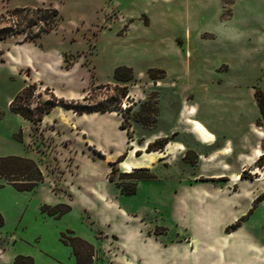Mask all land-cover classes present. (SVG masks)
<instances>
[{"label": "rangeland", "instance_id": "1", "mask_svg": "<svg viewBox=\"0 0 264 264\" xmlns=\"http://www.w3.org/2000/svg\"><path fill=\"white\" fill-rule=\"evenodd\" d=\"M35 1L0 0V158H30L42 176L31 190L0 178L6 254L30 256L34 264H77L60 241L69 229L92 246L90 264L140 253L141 262L177 264L190 247L204 262L264 255V111L254 97L259 90L264 101V0H53L55 6L44 0L29 7ZM21 5L55 9L48 31L28 38L44 23L15 12ZM222 63L228 69L214 71ZM117 66L131 68L132 78L114 79ZM178 75L214 80L204 92L220 96L212 98L221 108L216 139L196 136L213 139L212 148L228 141L226 175H213L220 163L198 156L212 148L188 137L175 167L156 159V145L146 150L160 138L142 147L176 117L182 89L174 96L169 82ZM31 83L32 107L49 98L47 87L104 111L55 106L32 123L9 108ZM143 168L151 179L125 175ZM132 187L133 194L124 193ZM60 203L70 209L58 217L41 210Z\"/></svg>", "mask_w": 264, "mask_h": 264}, {"label": "trees", "instance_id": "2", "mask_svg": "<svg viewBox=\"0 0 264 264\" xmlns=\"http://www.w3.org/2000/svg\"><path fill=\"white\" fill-rule=\"evenodd\" d=\"M15 12H31L34 15V18L28 20L30 23H36L37 21H42L44 23L43 27H39L38 31L34 35L28 36V38L38 37L41 33L47 32V26L49 25L48 21H51L54 15L56 14V10L53 8H40L35 7L34 10L32 8L25 7H16L14 8ZM48 23V24H47ZM2 37V35H0ZM155 68L148 69V75L150 78H156L153 71ZM163 72V70H161ZM164 73V72H163ZM160 77H163L161 75ZM113 78L116 80L127 81L132 78L131 68L126 66H117L113 70ZM37 89L34 83L26 85L22 88L10 101L9 108L13 113L18 114L22 118L31 121L32 123L38 122L42 119L43 114L48 113L53 107L61 106L66 109H70L77 114L91 112V111H104L97 106H94L89 103L80 102V101H66L62 98L56 97L49 88L45 87V93L49 95V98L44 101V103L40 106L32 107L31 98L33 93ZM118 89V88H117ZM120 92V96L126 95V87H122L118 89ZM38 92L37 94H40ZM254 97L256 99L257 105L260 108V111H264V101L262 93L257 90L254 92ZM85 99V98H84ZM106 109V108H105ZM110 110H116L117 108H109ZM167 143V138L156 139L151 143H148L146 150H150L151 147L155 146L157 149H162L164 145ZM111 171L108 179L112 181V173L114 171L113 164H111ZM130 179L133 180H145L151 179L153 176L148 172L147 169H134L128 173H125ZM243 174H240V177ZM0 178L4 179L7 183H10L14 187L19 190H31L37 185L38 181L42 179L41 172L37 167L36 163L26 157L20 156H7L0 158ZM125 194H133L134 188H130L129 190L124 191ZM70 209L68 204H56L54 206H48L46 204L41 206L42 211H46L47 214L58 217L64 213H66ZM3 224V219L0 215V225ZM238 226L237 223L231 225L232 229H235ZM68 236L65 233H61L60 241L71 247L72 255L74 256L77 264H90L93 256L92 246L84 241L83 239L73 235V231L67 229L66 230ZM12 264H33V259L27 255H15Z\"/></svg>", "mask_w": 264, "mask_h": 264}, {"label": "crops", "instance_id": "3", "mask_svg": "<svg viewBox=\"0 0 264 264\" xmlns=\"http://www.w3.org/2000/svg\"><path fill=\"white\" fill-rule=\"evenodd\" d=\"M42 1L44 0H37L33 5H41ZM46 3V2H45ZM49 5L55 6V1L47 2ZM45 5V4H44ZM21 7H28L27 5H21ZM214 71L218 70H227L228 66L225 64H216L213 67ZM217 82L220 81V79L216 80ZM161 83V82H160ZM214 83L213 79H209L208 77H199V76H177L173 78L169 82V86L174 89L175 91L177 89L181 90V105L179 107V111L176 115V117L165 126V129H161L158 134L152 135L151 138H148L144 141L142 147L146 146V143L153 141L154 138H167V143L164 145V147L161 149V151L157 152L156 159H162V162H165L166 160L169 162L168 166L172 167L175 164V160L179 157L181 154V151L179 146H182L183 143V136L188 137L191 140H193L197 145H205L206 147H209V150L212 144V140L216 139V124L213 122L215 119H219L220 115V103H216L212 100L214 97L220 98V96L213 95V93L210 92H204V90H210L212 88V85ZM163 84V82L161 83ZM194 90H197L195 92ZM203 90V91H202ZM174 91V92H175ZM178 92L176 91L174 96H177ZM225 97V96H221ZM234 97V95H233ZM226 98H229L228 106H231L234 108L235 106V99H232V96L229 94L226 96ZM217 109V111H216ZM217 112V113H216ZM195 121L200 126H202L210 135L213 137V139H200L196 136L195 133H193L192 125L190 122ZM181 130L186 132H181ZM109 142L112 143V140L109 139ZM184 146V145H183ZM228 149V141L226 143L212 148L206 155H202L203 153L198 152L199 157H203L204 159H208L210 156H212V161H218L221 165V168H217L219 170H215L213 168L212 174L216 176H222L226 175L228 171L231 169V166L228 162V159L225 158V155L222 154L224 150ZM254 151H261L258 148H254ZM116 154L118 152H115ZM221 155H224L223 157ZM244 154L238 155V157H242ZM258 156V155H257ZM164 165V163H163ZM165 166V165H164ZM167 166V167H168ZM175 167V166H174ZM227 169V170H225ZM226 171V174L223 172ZM238 174V173H236ZM212 176V175H211ZM219 178H215L211 181L216 182L219 181ZM118 249V248H117ZM125 248H121L120 250L123 251ZM186 256H185V255ZM183 258H179L182 260H178L177 264H264V255H259L257 258L253 259L250 262L245 263L244 261H235L232 259H218L217 261L212 260H206L205 262L202 260L196 259L195 255L192 254L191 247L188 251H184ZM15 256V253H11V255H7L5 249L0 247V264H12V260ZM142 257V254L140 253L135 255V260L127 259V258H117V259H109L108 263L110 264H149L147 261L143 260L141 262L140 258ZM134 258V257H133ZM138 261V262H137ZM34 264V262H33ZM156 264H160L156 262Z\"/></svg>", "mask_w": 264, "mask_h": 264}, {"label": "bare ground", "instance_id": "4", "mask_svg": "<svg viewBox=\"0 0 264 264\" xmlns=\"http://www.w3.org/2000/svg\"><path fill=\"white\" fill-rule=\"evenodd\" d=\"M190 123L192 125L193 133H195L196 135H198L201 138H211V135L202 126H200L197 122L192 121Z\"/></svg>", "mask_w": 264, "mask_h": 264}]
</instances>
